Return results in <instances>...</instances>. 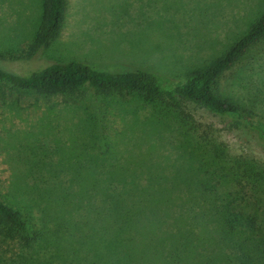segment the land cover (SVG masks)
I'll return each mask as SVG.
<instances>
[{
  "label": "trees",
  "instance_id": "1",
  "mask_svg": "<svg viewBox=\"0 0 264 264\" xmlns=\"http://www.w3.org/2000/svg\"><path fill=\"white\" fill-rule=\"evenodd\" d=\"M262 3L222 54L180 83L163 86L150 68L106 71L75 60L27 75L0 69V83L44 95L130 94L168 115L175 137L167 143L172 156L160 151L156 129L148 131L150 144L138 136L128 140L131 148L105 146L99 173L83 178L64 182L30 172L23 191L38 197L26 203L14 181L12 191L0 192V264H264V161L230 153L183 105L193 102L253 133L264 153V120L249 121L216 90L228 70L264 43ZM63 6L64 0H43L25 54L11 58L46 48L60 29ZM33 209L48 213L51 225Z\"/></svg>",
  "mask_w": 264,
  "mask_h": 264
},
{
  "label": "rangeland",
  "instance_id": "2",
  "mask_svg": "<svg viewBox=\"0 0 264 264\" xmlns=\"http://www.w3.org/2000/svg\"><path fill=\"white\" fill-rule=\"evenodd\" d=\"M42 5L43 0H0V69L27 75L48 63L75 60L106 71L150 68L168 86L183 82L222 54L258 16L263 3L64 0L62 23L49 45L32 57L11 58L25 54ZM216 90L238 103L249 121L264 120V43L253 46L228 70ZM183 105L195 122L211 126L213 136L230 153L264 161L253 133L193 102ZM155 109L159 113L125 93L75 89L44 95L0 83V192L12 191L17 181L22 187L17 193L20 201H33L38 196L23 191L30 172L64 182L95 175L103 147L131 148L128 140L138 136L143 145L150 144L149 130H158L160 134L153 136L156 144L172 156L167 143L175 140L174 123ZM70 186L76 189L74 183ZM32 213L46 215L51 225L48 213L35 209Z\"/></svg>",
  "mask_w": 264,
  "mask_h": 264
}]
</instances>
